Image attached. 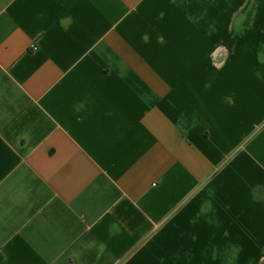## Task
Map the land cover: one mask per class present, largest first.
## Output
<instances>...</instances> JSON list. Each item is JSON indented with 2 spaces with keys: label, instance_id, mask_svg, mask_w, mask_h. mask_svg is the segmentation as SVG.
Wrapping results in <instances>:
<instances>
[{
  "label": "crops",
  "instance_id": "0c3cea01",
  "mask_svg": "<svg viewBox=\"0 0 264 264\" xmlns=\"http://www.w3.org/2000/svg\"><path fill=\"white\" fill-rule=\"evenodd\" d=\"M0 264H264V0H0Z\"/></svg>",
  "mask_w": 264,
  "mask_h": 264
},
{
  "label": "built area",
  "instance_id": "2783aa9c",
  "mask_svg": "<svg viewBox=\"0 0 264 264\" xmlns=\"http://www.w3.org/2000/svg\"><path fill=\"white\" fill-rule=\"evenodd\" d=\"M33 49H35V47H33Z\"/></svg>",
  "mask_w": 264,
  "mask_h": 264
}]
</instances>
